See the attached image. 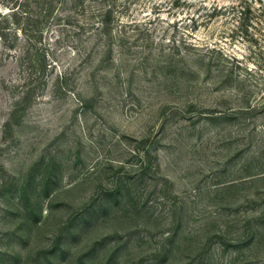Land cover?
Returning <instances> with one entry per match:
<instances>
[{"label":"rangeland","instance_id":"374dc122","mask_svg":"<svg viewBox=\"0 0 264 264\" xmlns=\"http://www.w3.org/2000/svg\"><path fill=\"white\" fill-rule=\"evenodd\" d=\"M0 264H264V0H0Z\"/></svg>","mask_w":264,"mask_h":264},{"label":"trees","instance_id":"16d2710c","mask_svg":"<svg viewBox=\"0 0 264 264\" xmlns=\"http://www.w3.org/2000/svg\"><path fill=\"white\" fill-rule=\"evenodd\" d=\"M247 13H251L250 8L242 6L241 7V12H240V14H241V17H240L241 22L239 23L240 24L239 28H241L243 26L245 27L244 19L247 17ZM247 29H248V27H246V31H247Z\"/></svg>","mask_w":264,"mask_h":264}]
</instances>
